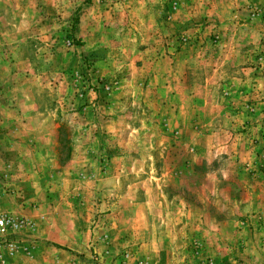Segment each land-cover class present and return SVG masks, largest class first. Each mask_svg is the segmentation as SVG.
Segmentation results:
<instances>
[{
    "label": "rangeland",
    "instance_id": "obj_1",
    "mask_svg": "<svg viewBox=\"0 0 264 264\" xmlns=\"http://www.w3.org/2000/svg\"><path fill=\"white\" fill-rule=\"evenodd\" d=\"M0 213L4 264H264V0H0Z\"/></svg>",
    "mask_w": 264,
    "mask_h": 264
},
{
    "label": "built area",
    "instance_id": "obj_2",
    "mask_svg": "<svg viewBox=\"0 0 264 264\" xmlns=\"http://www.w3.org/2000/svg\"><path fill=\"white\" fill-rule=\"evenodd\" d=\"M28 224L23 217L0 213V264H4L2 258L3 249H8L9 253L14 251L19 242L17 232L28 227Z\"/></svg>",
    "mask_w": 264,
    "mask_h": 264
},
{
    "label": "crops",
    "instance_id": "obj_3",
    "mask_svg": "<svg viewBox=\"0 0 264 264\" xmlns=\"http://www.w3.org/2000/svg\"><path fill=\"white\" fill-rule=\"evenodd\" d=\"M3 211L7 212V211H16L18 212L15 207L12 208L11 205H4L3 208H2Z\"/></svg>",
    "mask_w": 264,
    "mask_h": 264
},
{
    "label": "trees",
    "instance_id": "obj_4",
    "mask_svg": "<svg viewBox=\"0 0 264 264\" xmlns=\"http://www.w3.org/2000/svg\"><path fill=\"white\" fill-rule=\"evenodd\" d=\"M76 21H77L76 19H73L72 22L75 23ZM73 45L80 46L81 43L78 40H75V41H73Z\"/></svg>",
    "mask_w": 264,
    "mask_h": 264
}]
</instances>
